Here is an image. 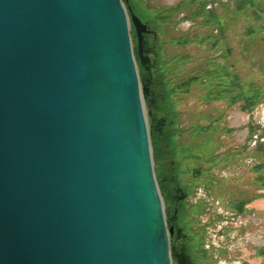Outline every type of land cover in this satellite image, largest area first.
<instances>
[{
  "label": "water",
  "instance_id": "obj_1",
  "mask_svg": "<svg viewBox=\"0 0 264 264\" xmlns=\"http://www.w3.org/2000/svg\"><path fill=\"white\" fill-rule=\"evenodd\" d=\"M143 93L123 0H0V264H172Z\"/></svg>",
  "mask_w": 264,
  "mask_h": 264
},
{
  "label": "rangeland",
  "instance_id": "obj_2",
  "mask_svg": "<svg viewBox=\"0 0 264 264\" xmlns=\"http://www.w3.org/2000/svg\"><path fill=\"white\" fill-rule=\"evenodd\" d=\"M124 1L142 93L130 16L157 35L154 173L188 195L196 264H264V0Z\"/></svg>",
  "mask_w": 264,
  "mask_h": 264
},
{
  "label": "flooded vegetation",
  "instance_id": "obj_3",
  "mask_svg": "<svg viewBox=\"0 0 264 264\" xmlns=\"http://www.w3.org/2000/svg\"><path fill=\"white\" fill-rule=\"evenodd\" d=\"M141 22V21H140ZM144 28L141 30V42L138 51L141 53L142 66L144 71V89L151 114H156L164 105V93L158 87L155 77L158 62L157 35L150 26L141 23ZM138 46V45H137ZM172 167L166 164L161 165L159 171V189L163 197L167 230L169 232L170 252L172 264H196L197 259L192 253L194 236H192V222L185 219L188 195L183 188L169 175ZM196 227H194V230Z\"/></svg>",
  "mask_w": 264,
  "mask_h": 264
},
{
  "label": "trees",
  "instance_id": "obj_4",
  "mask_svg": "<svg viewBox=\"0 0 264 264\" xmlns=\"http://www.w3.org/2000/svg\"><path fill=\"white\" fill-rule=\"evenodd\" d=\"M124 1V0H123ZM125 2V1H124ZM148 129H149V127H148ZM156 130V129H155ZM154 134H155V132L152 130V129H150L149 130V139H150V143L152 144V146H153V144H154ZM152 158H153V162L155 163L156 162V155L154 154H152ZM158 181V180H157ZM159 184H160V182L158 181V186H159Z\"/></svg>",
  "mask_w": 264,
  "mask_h": 264
},
{
  "label": "bare ground",
  "instance_id": "obj_5",
  "mask_svg": "<svg viewBox=\"0 0 264 264\" xmlns=\"http://www.w3.org/2000/svg\"><path fill=\"white\" fill-rule=\"evenodd\" d=\"M147 114V113H146Z\"/></svg>",
  "mask_w": 264,
  "mask_h": 264
}]
</instances>
